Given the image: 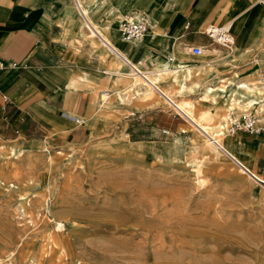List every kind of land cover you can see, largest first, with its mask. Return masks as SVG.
Listing matches in <instances>:
<instances>
[{
  "label": "rangeland",
  "instance_id": "374dc122",
  "mask_svg": "<svg viewBox=\"0 0 264 264\" xmlns=\"http://www.w3.org/2000/svg\"><path fill=\"white\" fill-rule=\"evenodd\" d=\"M165 33L162 42L144 38L155 53L141 63L144 69L164 54L178 56ZM211 48L205 46L202 55ZM241 48L239 56L224 62L228 71L218 68L210 81L205 75L213 63L190 55L184 61L190 75L183 82L192 89L179 92V85L162 75L159 90L189 101L192 114L201 116L209 103L201 98L206 85H225L246 74L258 80L264 48H254L253 55L263 58L254 57L239 74L243 66L233 61L250 51ZM111 77L123 100L112 94L96 112L71 121L78 126L68 135L84 132L83 139L0 137V264H264V184L205 144V134L158 90H131L125 88L128 76ZM246 109L264 123V111L237 104L232 110L213 108L204 122L211 134L225 139L233 157L264 178V133L229 135L224 129L228 114ZM38 133L31 134L38 138ZM257 141L261 145L253 153Z\"/></svg>",
  "mask_w": 264,
  "mask_h": 264
},
{
  "label": "crops",
  "instance_id": "0c3cea01",
  "mask_svg": "<svg viewBox=\"0 0 264 264\" xmlns=\"http://www.w3.org/2000/svg\"><path fill=\"white\" fill-rule=\"evenodd\" d=\"M76 1L87 11L84 20L73 0H0V61L6 65L14 63L0 70V137L16 133L26 141L40 140L41 136L46 138L45 134L52 135L53 139H83L84 132L68 135L78 126L71 125V118L96 112L99 104L104 103V97L107 99L122 90L111 85V76H128L132 80L130 67L121 63L103 36L88 30L84 24L87 19L102 28L108 25L102 29L105 35L128 60L129 54L139 56L141 60L132 63L142 69V64L151 61L146 56L155 53L148 44L145 45L144 39L131 43L122 41L118 33L119 21L125 15L133 17L135 13L137 17L147 18L150 21L147 38L151 44L164 41L160 33L165 31L171 43H176L172 49L181 58L172 52L164 54L152 69H144L150 72L175 60L181 68L179 72L187 79L191 65L184 61L192 55L187 49L190 45L213 47L202 55V60L213 63L205 80H213L217 76L216 70L228 71L224 69L228 50L212 44L201 33L203 28H200L207 24L227 25L236 39L235 45L242 46L241 49L250 48L233 61L243 66L239 74L253 65L254 57H262L260 53L253 55L252 52L254 48H264V9L256 4V0ZM257 30L256 45L252 46ZM201 35L209 41L207 44ZM126 43L128 45L124 46ZM183 46L186 51L182 50ZM216 46L218 50L212 52ZM123 66H128V70L123 71ZM258 66L255 75L264 81L259 77V71L264 69V59L259 60ZM36 131L42 132L37 134L38 138L33 135ZM234 139L230 140L231 146ZM242 143L238 145V151ZM258 145L261 143L255 142L251 149L253 153ZM257 168L263 169L258 165Z\"/></svg>",
  "mask_w": 264,
  "mask_h": 264
},
{
  "label": "bare ground",
  "instance_id": "6f19581e",
  "mask_svg": "<svg viewBox=\"0 0 264 264\" xmlns=\"http://www.w3.org/2000/svg\"><path fill=\"white\" fill-rule=\"evenodd\" d=\"M80 7L83 8V9L81 8L82 11L85 12L87 15L86 9L81 5ZM136 15L138 14L135 13L133 17H129V16L127 17H129V19H136L138 18ZM84 24L86 25V27H88V30L90 29L91 33H93L94 35L98 34L100 36H103V38H105L107 42L111 44L112 48L114 49V53L119 57V59L121 60V63L126 64L130 67V70L132 71V80L130 81L129 85L126 88L132 90V88L134 87L135 91L142 90L141 91L142 93H149L151 91L158 90L159 92L158 91L157 92L165 98V101H167L169 105L174 106L175 109L179 110V112H182L184 116L188 118L189 121H191L193 124L198 126L197 129L201 131V133L203 132L205 134V135L203 134L206 137L205 142H204L205 144L210 145L211 149L218 150L224 154H228L230 158L233 159L239 165L241 171L247 172L250 176L254 177L255 179H258L261 183L264 184V178L255 175L254 172H252L239 159L233 157L232 154L229 153L226 147L227 144L225 143V139L220 137V135L218 136L215 132L211 134V132H209L208 126L204 122V121L210 120L213 117L214 115L212 111L213 108L215 107L221 108L222 106H226L228 109L232 110L233 105L235 104L254 107L256 111L261 114L264 111V81H261L259 79L253 81L249 77L250 75L248 76V74H246L243 79L238 80V81H228L227 84L225 85H212V86L206 85L204 87V90L201 93V98H205V99L209 98L208 107L206 111L204 110L205 112L201 114V116L196 117L192 114L190 110L191 103L189 101L176 100L173 97H171L167 91L159 90L157 82L159 78H163L162 77L163 74L167 75V78L169 80L179 85L178 87L179 92H182L183 90H186V89H192L191 86H187L183 82L184 73L179 72L181 68L179 69V67L177 66L179 64L177 62H168L166 65L161 67L162 69H157L156 71H153V72L146 71L142 69L139 65L130 62L128 58L113 45L112 41L105 35V33L102 30L108 25H105L102 28V27L95 25V23H93L91 20H88V19L86 20ZM258 31L259 30H257L252 40H255L258 34ZM147 32L143 35L142 39H144L147 36ZM129 42L131 43L135 41H129ZM235 43H236V39L234 37L233 45L229 49V50L232 49L229 53L230 58H235L239 54V49H238L239 46L238 45L235 46ZM248 50H250V48ZM258 69L259 68H257L256 71ZM188 72L190 71L188 70ZM138 80H140L141 83ZM221 80L223 81V79ZM198 83H194V86L197 87ZM120 92L121 90H117L115 92V96L120 102H122L123 99H122ZM103 100H106V98L104 97ZM246 110H249V109H246ZM251 112L255 115L257 120L260 121L258 119L257 114L254 111H251ZM228 115L230 116L232 115V113ZM233 116H237V115L234 114ZM71 120L74 122L78 121V119H76L75 117L71 118Z\"/></svg>",
  "mask_w": 264,
  "mask_h": 264
},
{
  "label": "built area",
  "instance_id": "2783aa9c",
  "mask_svg": "<svg viewBox=\"0 0 264 264\" xmlns=\"http://www.w3.org/2000/svg\"><path fill=\"white\" fill-rule=\"evenodd\" d=\"M73 2L80 17L84 20V12L80 8L79 3L76 0H73ZM256 4L264 9V0H256ZM149 26L150 21L147 18L138 17L136 19H129V17L125 15L118 23V33L122 41L136 42L143 38V35L147 32ZM187 26L188 23L186 22L184 27L186 28ZM201 33L204 34L212 44H215L222 49L229 50L233 45L234 37L229 31L228 26L207 24L203 27ZM203 48L204 47L200 45H190L187 49L192 55L198 56L202 54ZM13 65V62L6 65L0 61V70L6 66ZM259 77L260 79H264V69L259 71ZM224 129L229 135L239 131L247 132L249 134H259L264 133V123L259 122L251 111L242 110L237 116L230 115L226 118Z\"/></svg>",
  "mask_w": 264,
  "mask_h": 264
},
{
  "label": "water",
  "instance_id": "95a60500",
  "mask_svg": "<svg viewBox=\"0 0 264 264\" xmlns=\"http://www.w3.org/2000/svg\"><path fill=\"white\" fill-rule=\"evenodd\" d=\"M257 181H259L258 179H256ZM260 182V181H259Z\"/></svg>",
  "mask_w": 264,
  "mask_h": 264
}]
</instances>
